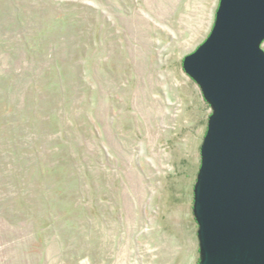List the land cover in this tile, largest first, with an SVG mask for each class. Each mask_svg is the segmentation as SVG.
I'll return each mask as SVG.
<instances>
[{
    "label": "rangeland",
    "instance_id": "obj_1",
    "mask_svg": "<svg viewBox=\"0 0 264 264\" xmlns=\"http://www.w3.org/2000/svg\"><path fill=\"white\" fill-rule=\"evenodd\" d=\"M219 4L0 0V264H199Z\"/></svg>",
    "mask_w": 264,
    "mask_h": 264
},
{
    "label": "water",
    "instance_id": "obj_2",
    "mask_svg": "<svg viewBox=\"0 0 264 264\" xmlns=\"http://www.w3.org/2000/svg\"><path fill=\"white\" fill-rule=\"evenodd\" d=\"M264 0H220L183 61L212 109L194 187L199 264H264Z\"/></svg>",
    "mask_w": 264,
    "mask_h": 264
}]
</instances>
